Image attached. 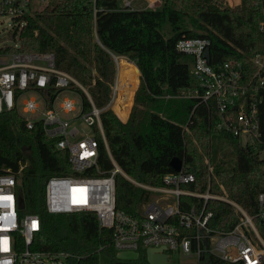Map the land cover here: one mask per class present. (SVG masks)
Returning <instances> with one entry per match:
<instances>
[{"label":"trees","instance_id":"16d2710c","mask_svg":"<svg viewBox=\"0 0 264 264\" xmlns=\"http://www.w3.org/2000/svg\"><path fill=\"white\" fill-rule=\"evenodd\" d=\"M119 3L96 0L95 14L91 0H60L28 16L26 27L9 30L7 37L17 40V49L22 51L53 52L56 66L88 88L96 106L103 109L101 120L109 149L124 172L142 183L160 186L165 174L175 172L171 160L180 157L196 176L187 187L205 191L209 159L214 169L210 190L239 203L254 217L264 237V223L257 217L258 196L264 192V158L233 133L217 128L218 112L211 104L195 107L197 99L186 96L194 87L193 57L176 47L183 37L208 38L209 63L214 68L240 60L250 79L256 71L252 58L264 52V0H241L234 6L227 0H162L160 7L134 9H123ZM165 25L170 27L169 33ZM113 54L134 60L142 73L126 121L106 107L116 75ZM260 89L264 92V85ZM78 91L85 110H90L88 97L80 88ZM131 100L132 94L123 109L117 99L115 110L122 117H127ZM259 109L264 130V99ZM257 146L262 148L260 143ZM98 161L104 173L113 168L102 139ZM21 166V214H38L42 224L33 250L68 251L73 255L71 264H150L145 251L136 260L119 259L113 230L101 226L96 213L47 210L44 192L48 178L74 173L69 152L58 148L40 124L29 128L23 115L13 109L0 114V171H18ZM153 198L151 191L121 173L116 175L119 210L140 216L141 204ZM184 199L188 204L202 203L195 197ZM207 208L214 212L211 226L216 229L231 230L240 220L236 208L225 201L211 199ZM200 263L240 264L207 252Z\"/></svg>","mask_w":264,"mask_h":264},{"label":"built area","instance_id":"2783aa9c","mask_svg":"<svg viewBox=\"0 0 264 264\" xmlns=\"http://www.w3.org/2000/svg\"><path fill=\"white\" fill-rule=\"evenodd\" d=\"M58 1L0 0V17L12 18L9 30H22L28 24V16H34ZM227 1L232 6L239 2ZM135 2L120 0L119 5L123 9H134L137 8ZM91 3L96 14V0H91ZM151 5L150 0L147 6ZM261 29L264 30V23ZM19 46L17 40L0 46V114L13 109L20 112L22 107L25 112L37 115L33 118L23 116L26 125L33 128L40 124L45 134L56 140L58 148L68 150L74 170L73 174L52 175L46 181L44 197L49 212L96 213L100 225L113 230V245L117 253L134 251L140 254L141 251L147 253L148 248H155L168 255V264L171 256L179 260L184 257L187 264H201V256L206 252L233 263H263L264 237L254 217L228 195L210 190L214 169L209 159L210 174L205 191L187 187L196 181V176L185 167L184 162L181 171L165 174L163 185H149L134 179L113 158L101 120L103 109L96 106L88 88L72 74L56 66L53 52L22 51L17 49ZM209 46L210 40L204 37H183L176 44L180 51L193 57L190 72L194 87L186 96L197 99L195 107L202 103L211 104L218 112L217 128L233 133L242 139V144L257 149L261 156L264 152V130L259 117V104L264 99V92L260 89L264 85V52L252 58L256 71L247 79L240 60H228L220 68H214L205 55ZM112 56L116 75L106 107L115 109L119 96H125L129 93L128 88L136 84L131 92L133 103L142 73L129 57ZM78 88L88 97L90 110H85ZM122 88L125 95L121 93ZM64 91L79 94L80 103L68 97L60 99ZM32 94L42 99L43 108ZM131 104L127 118L133 106ZM78 110L77 114L69 117L64 115ZM119 116L123 121L127 120ZM81 122L90 131H86ZM101 139L113 163V168L106 173L101 170L98 161ZM258 143L262 144L261 149H258ZM22 168L0 171V264H71L73 255L68 251L31 248L42 224L38 214H21L24 206L19 200L18 184ZM118 173L154 194L152 200L141 204L140 216L117 208ZM185 197L201 199L202 203L188 204ZM211 199L225 201L236 208L240 220L231 230L222 231L211 226L214 212L207 208ZM258 202L257 217L264 223V192L259 194Z\"/></svg>","mask_w":264,"mask_h":264},{"label":"rangeland","instance_id":"374dc122","mask_svg":"<svg viewBox=\"0 0 264 264\" xmlns=\"http://www.w3.org/2000/svg\"><path fill=\"white\" fill-rule=\"evenodd\" d=\"M157 3L160 4L159 2H157ZM135 6L137 8H145V7H147V8H156L157 7L154 3H153V5H151L150 7H148L147 6V3H146V0H136ZM11 25H12V18H10V17H0V46L3 45V44H9V43H11V40H9V38L7 37L8 31H9V28L11 27ZM164 30H165L166 33H169L170 27L168 25H165ZM139 85H140V83H139ZM128 89H129V93H127L125 95L124 94V88H122L121 93H123L125 96H123L121 94V96H119V98H118L123 109H126L127 106H128V104L130 103V94H131L132 87H130ZM32 96H34V97L37 98V100L41 104V107L43 108V101H42V99L37 94H32ZM64 97H68V98L74 99L77 102V104H79L80 101H81V97L77 93H70L68 91H64V92H62V94H60V99H62ZM134 100H135V98H134ZM56 104H57V107H58V102ZM132 104L134 105V101H133ZM131 107L133 108V106H131ZM132 108H131V110H132ZM113 110L119 116V114L117 113V111L115 109H113ZM20 112L25 117H31V118H33V117H36L37 116V115H33V114H29V113L25 112L22 107L20 108ZM78 112H79V110L76 111V112H74V113L64 114V115L66 117H69L71 115L77 114ZM81 125L84 127V129L86 131H90V128L86 124H84L83 122H81ZM239 141H242V139H239ZM214 147H215V145H214ZM213 149L215 150V148H213ZM261 157L264 158V152H262ZM104 260H107V258L104 257ZM185 262H186V259L184 257H180V260L176 256H171L169 258V263L170 264H172V263L187 264Z\"/></svg>","mask_w":264,"mask_h":264},{"label":"water","instance_id":"95a60500","mask_svg":"<svg viewBox=\"0 0 264 264\" xmlns=\"http://www.w3.org/2000/svg\"><path fill=\"white\" fill-rule=\"evenodd\" d=\"M209 48L206 50V57L209 58ZM171 166L177 172L181 171L183 166V160L180 157H174L171 162ZM23 206V204H22ZM117 257L121 260H136L140 257L138 252L134 251H120L117 253ZM147 258L150 264H168L167 258L168 255L163 253L159 249L148 248L147 249Z\"/></svg>","mask_w":264,"mask_h":264},{"label":"crops","instance_id":"0c3cea01","mask_svg":"<svg viewBox=\"0 0 264 264\" xmlns=\"http://www.w3.org/2000/svg\"><path fill=\"white\" fill-rule=\"evenodd\" d=\"M150 0H146V3H148ZM151 2L152 3H154L157 7H160L161 6V4H162V0H151ZM157 2H159L160 4H158ZM241 1L239 0V2H237V4L238 3H240ZM128 119V118H127Z\"/></svg>","mask_w":264,"mask_h":264}]
</instances>
